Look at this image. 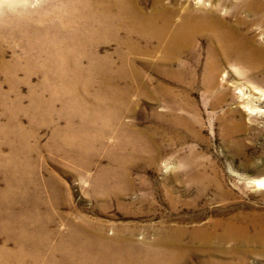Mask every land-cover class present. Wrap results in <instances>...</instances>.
<instances>
[{
    "label": "rangeland",
    "instance_id": "obj_1",
    "mask_svg": "<svg viewBox=\"0 0 264 264\" xmlns=\"http://www.w3.org/2000/svg\"><path fill=\"white\" fill-rule=\"evenodd\" d=\"M0 1V58L12 62L21 56V43L9 32L15 20L3 8H16L9 11L18 14V5H8L18 0ZM54 1L29 0L30 10L45 13ZM136 1L143 11L151 10L152 0ZM182 1L195 7L192 0L161 3L174 5ZM200 1L207 5L205 9L227 23L237 24L250 48L264 47V0L252 3L259 8L255 14L245 9V4L252 0ZM181 15L182 7L175 13L174 21ZM131 43L141 51L132 53L128 47L121 48L132 64H123L125 81L130 85L129 101L124 112L117 113L118 119L111 112L98 120L99 124L110 125L101 145L92 139L99 135L98 126L86 125L81 130L90 141L78 137H73L71 143L66 141L67 133L79 132L81 119L85 118L80 111L93 104L76 98L83 96L82 92H75V97L69 85L63 91L58 78L44 80L40 74H26L23 69L8 76L0 69V99L5 97L9 102L6 109L0 104V129L21 128L25 134L30 151L26 154L29 161H24L38 183L33 189L39 187V200L45 202L42 206L49 207L51 228L55 226L57 233L66 234L70 226L79 222L88 227L102 226L110 236L114 231H132L141 243L138 255L145 264H163L168 257L173 264H264V190L254 186L255 180L264 178V64L260 67L250 60L226 59L220 49H215L217 53L211 56L209 50L213 45L203 36L195 37L172 66L162 64L159 52L145 54L143 42L134 36ZM119 46L109 39L98 50L99 55L112 54L114 70L122 66L115 53ZM211 59L216 71L209 67ZM43 81H47L48 88H41ZM55 85L61 89H55ZM158 85L166 92L157 94L159 100L149 98L148 93ZM94 91L92 87L89 93ZM34 97L43 104L49 102L51 113L41 110L33 115L26 111ZM16 99L21 108H16ZM89 99L93 101L90 96ZM66 100L70 103L66 110L74 113L69 119L59 115L60 111L64 113ZM141 131L149 139L148 150L145 141L132 139ZM19 139V135H6L7 142ZM79 142L90 146L86 153L99 148L87 156V169L78 164L79 151L73 148ZM6 146L0 147L3 157L11 153ZM62 152L74 155L75 161L61 155ZM18 154V160L23 161L21 146ZM110 155L117 160L114 168L128 170L132 189L101 200L94 198L90 182L99 166L110 164ZM3 187L0 172V189ZM2 195L9 201L16 200L5 188ZM163 228L184 231L178 238L180 251H162L158 245H152ZM198 228L202 232L191 238L190 232ZM55 235L53 243L62 237ZM4 238L0 233V244ZM7 246L14 248L11 242ZM48 250L42 253L43 261L49 256ZM27 253L23 255L29 258ZM78 253L76 262L68 264H80L79 259L89 264L92 256H100ZM62 258V253L55 254L57 261Z\"/></svg>",
    "mask_w": 264,
    "mask_h": 264
},
{
    "label": "bare ground",
    "instance_id": "obj_2",
    "mask_svg": "<svg viewBox=\"0 0 264 264\" xmlns=\"http://www.w3.org/2000/svg\"><path fill=\"white\" fill-rule=\"evenodd\" d=\"M192 1L195 4L194 8L184 1L174 5L170 3L165 5L161 3L162 0H152L151 10L145 12L137 5L136 0H55L45 13H36L35 10H30L29 0L12 1L13 4L8 5L19 6L18 14L9 11L16 9L13 7L9 10L5 7L3 11H8L11 18L13 17L15 20L13 28L9 32L19 38L21 56L15 57L12 62L0 58V69L8 76L13 75L12 71L23 69L26 74H40L44 80L58 78L63 91H67L69 85L75 97L77 96L75 92H82L84 95L76 98L82 103L93 104L80 111L85 115V118L81 119L79 132L67 133L66 141L71 143L73 137H78L84 142L90 141L88 134L81 130L86 125L89 127L98 126L100 127L99 135L93 136L92 139L101 145L109 133L110 125L99 124L98 120L111 112H114L118 119L117 113L124 112L129 101L130 85L126 84V73L123 66L125 61L128 62L127 64L129 61L121 48L128 47L132 53L140 52L141 49L131 43L133 36L143 42L142 51L145 54L159 52V59L166 66L173 64L175 58L179 57L183 49L188 48L197 36H203L208 43L213 45L209 50L211 56L213 53L214 56L220 49L226 59L250 60L260 67L264 64V47L250 48L247 45L246 36L242 32H238L237 24H229L212 11L205 9L207 5L200 0ZM253 2L255 0L245 4V9L247 12L255 14L259 8L252 5ZM208 5L210 4L208 3ZM181 7L182 15L175 22L174 15ZM250 15L252 14L250 13ZM121 33H123L122 36ZM109 39L120 45L119 50L115 53L122 66L117 70L113 69L112 54L99 55L98 53L100 44ZM216 44L220 48L216 47ZM219 53L221 54V52ZM213 61L214 59L210 60L209 67L213 66L212 68L216 71L217 66L216 64L212 65ZM131 65L130 63L129 66L131 67ZM146 65L151 67V65ZM119 81L125 84L120 85ZM43 82L41 88H48L47 81ZM58 87L55 85V89ZM92 87L95 88V91L89 93ZM160 92H166V89L158 85L155 91L148 93V96L151 99L159 100L160 97L157 94ZM89 96L94 102L89 99ZM8 103L7 98L1 97L0 104L5 106V109L8 107ZM19 103L16 99V108L22 107ZM69 106L70 103L66 100L64 113L60 111L59 115H66L69 119L74 114L68 113L66 110ZM28 107L26 111L33 115L36 111L42 110L49 114L53 110L49 102L43 104L37 97H34L33 103H30ZM11 117L14 119L15 115ZM67 127H70L69 121H67ZM20 129H0V147L7 144L8 150L11 152L7 157H3L0 153V172L4 183V187L0 189V233L5 236L0 244V264L8 262L37 264L43 261L42 253L47 249H49L47 251L49 256L43 261V264L74 263L80 256L78 253L80 251L81 253H100V256H92L93 260L89 264H145L138 255L141 251V243L135 240L132 231L124 229L122 233L114 231L110 236L104 233L102 226L88 227L79 222L70 226L68 230L66 229V234L57 233L55 226L54 229L51 228L49 207L42 206L45 202L39 200L41 197L39 187L33 189V186L38 183L32 177L31 168H27L29 165L24 161L25 159L29 161V155L26 154L30 149L26 147L25 134ZM8 133L19 135L20 139L15 143L7 142L6 135ZM35 133L36 131L33 130L32 136ZM143 133L144 131L139 132V135L133 136L132 139L139 138L145 141L148 150L149 139L147 140ZM62 144L65 145V142ZM20 146L21 155H24L23 161H19L17 158ZM73 148L79 151L77 153L78 164L86 169L89 167L86 163L87 156L99 149L86 153L90 150V146L80 142L74 143ZM153 148L155 147L153 146ZM135 150L132 146V151L135 152ZM60 154L75 161L74 155L67 152ZM110 156V164L99 166L97 173L91 178L90 187L94 198L112 199L132 189V180L128 170L119 169L120 167L114 168L113 165L117 164V160L112 155ZM4 176H6V180ZM254 186L264 190V178L255 180ZM4 188L7 194H11V198L16 200L9 201L5 198L2 195ZM174 232L176 234L175 241L172 240ZM183 232L174 231L172 228H163L158 231L160 238H157L152 245H158L162 251H180L178 238L183 235ZM201 232L202 230L199 228L192 230L191 238L198 237ZM55 233L57 234L55 235ZM54 235L55 237L62 236L61 240L53 243ZM226 236L228 237V233ZM9 242L13 244V249L7 246ZM172 246L176 247L172 248ZM25 251L28 252L29 258L23 255ZM56 253H62L63 258L60 261L55 259ZM79 263L85 264L86 262L79 259ZM173 263L172 258L168 257L163 264Z\"/></svg>",
    "mask_w": 264,
    "mask_h": 264
}]
</instances>
